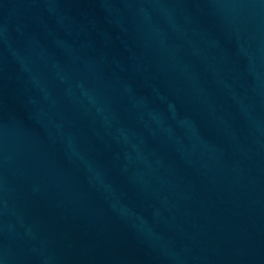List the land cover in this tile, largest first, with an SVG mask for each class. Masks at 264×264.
I'll return each mask as SVG.
<instances>
[{
	"label": "water",
	"instance_id": "95a60500",
	"mask_svg": "<svg viewBox=\"0 0 264 264\" xmlns=\"http://www.w3.org/2000/svg\"><path fill=\"white\" fill-rule=\"evenodd\" d=\"M0 264H264V0H0Z\"/></svg>",
	"mask_w": 264,
	"mask_h": 264
}]
</instances>
